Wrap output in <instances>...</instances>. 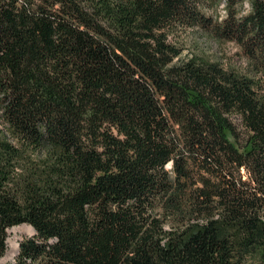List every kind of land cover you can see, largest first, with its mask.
Wrapping results in <instances>:
<instances>
[{"label": "trees", "instance_id": "16d2710c", "mask_svg": "<svg viewBox=\"0 0 264 264\" xmlns=\"http://www.w3.org/2000/svg\"><path fill=\"white\" fill-rule=\"evenodd\" d=\"M18 224L15 264H264V0H0V257Z\"/></svg>", "mask_w": 264, "mask_h": 264}, {"label": "rangeland", "instance_id": "374dc122", "mask_svg": "<svg viewBox=\"0 0 264 264\" xmlns=\"http://www.w3.org/2000/svg\"><path fill=\"white\" fill-rule=\"evenodd\" d=\"M219 11L215 12L219 16H223L225 9L219 6ZM249 8V7H248ZM171 39L176 41L183 47V55L189 56L198 54L206 58L216 59L227 67H236L238 69H247V60L240 52V48L231 41H219L210 34L203 32L196 28H179L175 35L171 36ZM16 227V226H14ZM14 227L9 229L8 236V248L4 253V256L12 249L11 240L19 242L22 238L32 235L35 229H32L29 224H18L17 228ZM18 249L15 256L10 259H6L4 264H15ZM0 257V260L4 258Z\"/></svg>", "mask_w": 264, "mask_h": 264}, {"label": "bare ground", "instance_id": "6f19581e", "mask_svg": "<svg viewBox=\"0 0 264 264\" xmlns=\"http://www.w3.org/2000/svg\"><path fill=\"white\" fill-rule=\"evenodd\" d=\"M30 227L32 228V229H35L34 228V226H31L30 225ZM15 229L17 228V226L16 227H14ZM11 240V247H12V249L6 254V256H4V258L2 259V260H0V264H4V261L6 260V259H10V258H13L15 255V253H16V251H17V249H18V241H16V240H12V239H10Z\"/></svg>", "mask_w": 264, "mask_h": 264}, {"label": "water", "instance_id": "95a60500", "mask_svg": "<svg viewBox=\"0 0 264 264\" xmlns=\"http://www.w3.org/2000/svg\"><path fill=\"white\" fill-rule=\"evenodd\" d=\"M19 245H20V242H19Z\"/></svg>", "mask_w": 264, "mask_h": 264}]
</instances>
